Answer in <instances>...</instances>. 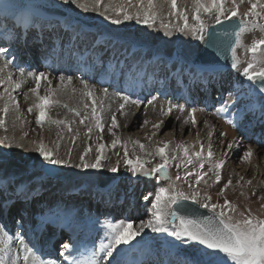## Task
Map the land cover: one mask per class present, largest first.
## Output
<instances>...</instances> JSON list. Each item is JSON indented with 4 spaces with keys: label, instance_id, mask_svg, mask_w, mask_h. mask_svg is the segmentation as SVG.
<instances>
[{
    "label": "snow or ice",
    "instance_id": "snow-or-ice-1",
    "mask_svg": "<svg viewBox=\"0 0 264 264\" xmlns=\"http://www.w3.org/2000/svg\"><path fill=\"white\" fill-rule=\"evenodd\" d=\"M61 6L95 13L111 25L135 21L161 32L162 43L147 45L138 38L90 34L78 23L54 20L47 10ZM61 27L65 29L63 34ZM255 31L260 37L245 45L244 33ZM29 35L32 44L41 46L43 61L51 71L32 70L31 66L19 63L16 48L28 44ZM174 36L188 37L199 44L195 49L190 45L170 47ZM199 45L220 55L227 54V62L219 65ZM238 48L251 55L241 59ZM202 54L210 58L203 59ZM53 58L59 62L75 61L78 67L87 65L83 70L92 76L78 77L79 89L70 87L72 75L64 71L57 74L50 62ZM222 69L236 72L243 82L231 84L225 90ZM96 77L98 83L108 85L101 87L99 94L90 82ZM29 83L34 86L23 91ZM156 84L159 87L154 90L166 103L160 107L161 119L155 123L144 119L140 124L141 128L151 125L153 129L145 137L149 143L123 138L119 129L128 127L130 118L136 115L133 109L155 108L158 99V95H151V87L147 89L146 103L138 91ZM173 86L189 90L198 87L209 97L216 86L218 103L210 105L205 100L203 106L193 104L174 94ZM18 94L30 101L27 112H35L39 139H27L29 132L23 128L30 121L23 118ZM64 98L78 100L83 112L79 107L70 108ZM180 99H184L183 104L175 102ZM88 101L92 102L90 113ZM54 107L67 109L85 127L78 162L73 160L72 153L80 132L71 127L74 120L52 118L49 113ZM209 107H214V114L234 129L239 130L242 125L245 130L258 127L259 131L252 136L257 145H264V0H0V129L5 133L0 135V264H264V215H254L250 209L239 212L226 196L230 187L233 191L239 187L241 195H245L247 188L262 202L260 208L264 210V179L255 184V176H238L235 184L231 176L227 181L222 179V169L234 151L243 147L244 136L224 140L227 133L220 132L219 157L213 150V126L207 120L203 122L208 129L207 144L201 140L200 132L196 133L194 143L153 139L165 126V118L174 112L186 113L183 124L194 129L198 127L196 114ZM9 117L13 129L17 124L21 128L18 136L7 134ZM45 124L60 129L51 144L43 138ZM105 131L112 137L110 142H105ZM65 132L66 145L62 144ZM118 148L123 149L124 171L130 179L144 177L168 182L167 186H158L154 193L142 195L148 205L146 218L116 220L105 216L100 220L63 200H44L46 182L61 169L119 174L120 159L114 165L106 163L109 151ZM13 150L35 155L15 161ZM115 155L119 156V151ZM253 155L254 149L249 145L238 159L251 163ZM156 157L160 162L147 167L151 163L149 158ZM173 161L178 169L175 179L168 173ZM209 178L218 186L222 184L216 202L207 190L200 188L202 183L205 189L211 186ZM180 181L187 183V191ZM90 196H99L101 202L109 203L114 196L119 198V193L105 185ZM201 209L209 215L201 214ZM9 218L14 232L6 227ZM50 225L73 232L79 229L85 234L96 231L99 240L92 241L89 247V241L73 242L70 238L61 244L59 259L44 258L36 238Z\"/></svg>",
    "mask_w": 264,
    "mask_h": 264
},
{
    "label": "rangeland",
    "instance_id": "rangeland-1",
    "mask_svg": "<svg viewBox=\"0 0 264 264\" xmlns=\"http://www.w3.org/2000/svg\"><path fill=\"white\" fill-rule=\"evenodd\" d=\"M104 2H107V0H104ZM60 8L67 11L68 19L70 21H72V16H70L71 14L73 16H79V17L86 18L88 21H90V23L93 24L92 25L93 27L89 28L88 30H93L94 31L93 34L110 33L113 36L121 37V38H132V39L138 38L140 41H142L143 43H145L147 45H153V44L158 45V44L162 43V33L161 32L156 31V30H150L146 26L137 25L135 23V21L125 22L124 24H121V25H111L107 21H105L102 17H100L99 15L92 13V12H83L82 10L75 8V6H61ZM242 10H243V8H242ZM156 27H157V29L159 28V22H157ZM259 37H260V33L258 31L246 32V33H244L242 40H243V43L245 45H250L252 43L253 39H257ZM171 39H172V44L170 45V47H174V48L188 47L190 45L195 49V47L199 44L198 41H194L188 37H183V36H174ZM237 52H238V55L241 57V59H243L246 55H248V56L251 55L250 53H245L243 48H238ZM222 71H224V73H225L224 75L226 77L230 76V74H232L234 72V71L229 72V71H225V70H222ZM237 77H238L239 82H241L242 77H239L238 74H237ZM225 80H230V84H232V81H234V78H232V77L231 78H225ZM72 82L74 83V85L76 87H78L79 83L77 84V82H75L74 77H73ZM228 84H229V82L227 81L226 85H224L225 90H227V88L229 86ZM29 87H31V85H29ZM42 90H43V88H41V93L43 92ZM97 90H98V88H96V91ZM210 97H211V95H210ZM21 98L22 97H19L18 100ZM215 98H213V99H215ZM217 103L218 102L216 101L213 105H216ZM105 104H107V103H105ZM24 105H21V107H20L21 112H22L23 116L26 118V120L30 121V123L25 124L26 128L24 126V131L29 132V138H32V136L34 135L39 139L38 134L40 133V129L35 124V112H33L32 114H29L27 112L28 107L26 108ZM76 107H78V106H76ZM58 108H60V109H58ZM62 110H65L63 114H65L66 116H63L62 114L60 115ZM152 110L153 109L147 110L148 112H145V113L143 112L142 116L144 118L141 119L140 123L134 124V126H132L130 128L127 127V129L126 128L121 129V130H119L118 134L121 135L125 139L130 137L131 139H136V140H139V139L137 137H131V134H133L134 136H140L142 134L143 139H145L144 140L145 142L141 141V140L140 141L144 144L149 143V141L145 137H146V134L151 135L153 130L146 129V127L141 128L140 124L142 123V121L144 119H150L151 120V119H155V117H157L156 114L150 112ZM159 110H160V108L157 107L155 111L158 112ZM81 111L83 112V110H81ZM137 111H139V110H137ZM210 111H214V107H211L210 110H207V112H210ZM89 113H90V111H89ZM175 113L179 114V115L181 114L179 112H174L173 114H175ZM49 114L54 119H58L59 117H61L62 119L75 121V123H73L71 125V127L73 128L74 131L78 130L80 132V138L76 142V146L74 147L72 157H73L74 161L78 162L79 154L83 150V146H84L83 141L85 139V137H84L85 127L83 125L79 124V118L78 117H74L71 112H68L67 109H65L63 107H54V108H52V110L50 111ZM227 115H230V113ZM206 116L211 117L207 114H206ZM157 118L161 119L162 117L158 116ZM180 119L183 121V118H180ZM220 119H222V117H219L218 120L215 119L214 122L217 123ZM176 120H178V119H176ZM216 123H215V126H217L219 129H222L221 125H224V124L221 123V125H220V122H219V124L218 123L216 124ZM201 126H202V124L199 125V127H201ZM213 126H214V124H213ZM186 127L187 128L186 129L183 128V131H182L180 128V125L178 124L176 126V129H174V132H172L173 128L168 125V127L166 126L164 129H162V131L160 133H158L156 135V137L153 139H154V141L175 140V142H177V143H179L180 141H184L185 143H194L195 141H193L191 139H192V137L196 136V132L194 131L196 129H192L190 125H188ZM33 129H35L36 131H32ZM59 130L60 129H58L55 125L45 124L44 128H43V133H44L43 138H44L45 142L51 144V142L57 138L56 133ZM12 131H14V129ZM0 132H1L0 135L5 134V133H3L4 132L3 129H1ZM218 134L219 133L216 132L214 134V137H213V146H214L213 150H214L217 157H219L221 155V152H222V145H220L221 138L219 137ZM186 136L191 137L190 140H189V138H186ZM93 139H95V134H93ZM104 139H105V142H110L112 137L109 134H107V132L105 131ZM251 141H253V142L251 143ZM254 142H255V140H253V137H252V140H251V138H250V140L248 139V141H246L245 144L251 145L254 148H256V152L258 153L257 159L261 163L259 165V167H258V164H257V162L253 156L251 158V163L241 162L238 159V157L241 155V153L244 149L240 148L239 150L234 151L231 158H229L227 160V162L224 166L225 168L222 169L223 181H227L229 176L232 177L233 184H235V180L238 178V176H244L245 179H252L255 176V180L253 181L254 184L257 183L259 180L264 179V148L262 147V145H256ZM67 143H68V134L65 132V141L62 142V144L66 145ZM257 147H259V148L257 149ZM244 148H247V147L245 146ZM64 151H65V148L62 147L61 148V155L64 154ZM115 151H119L120 155L119 156L115 155ZM136 151L139 152V149L137 148ZM131 153H132V148L129 147V155L130 156H131ZM94 154L95 153H94V146H93V152L91 153V156L93 158H94ZM34 155L35 154H32V153H26L23 150H13V159L15 161H21L22 158L24 160H27L28 157L34 156ZM108 156L110 157L109 160L106 161V163H108V164L114 165L118 159L121 160V163H120L121 172L119 173V175L121 177L120 178L121 182L118 181V183L119 182H120V184L123 183V185H121L122 189H126L127 186L130 184L137 185L138 196H140V194H142V193L143 194H147L148 192L154 193L158 186H167V183H168L167 181L162 180L158 183L157 181L154 180V178L149 179V178L141 177L139 179H130L129 174L126 171H124V165H123V161H122V157H123V149L122 148H118L117 150H114V151L110 150L108 153ZM86 159H87V157H86ZM149 159H151V163L147 165V167H149V168L152 167L155 163L160 162L158 157L149 158ZM176 163H177L176 161H173L170 164L169 169H168V173L173 179H175V177L177 175V171H178V169L175 166ZM204 170L205 171L207 170V165L205 166ZM179 171L182 174L184 171L183 167H181L179 169ZM209 175L211 177V174H209ZM100 177H101L100 172L97 173L94 170H88L87 172H82L78 169L64 168V169H61V171L56 174V178H52L54 181L51 182V184H48L46 186V191H45L44 195H49V198L52 201H56L60 197L62 191H65L66 189L71 190L74 187L78 188L81 186H84L83 187V193H84V195H86L93 188H94V190L99 189L98 180L100 179ZM208 182L211 185L210 187L205 189V187L202 183L200 185V188L202 191L207 190L212 195L213 202H216L217 201L216 193L219 191V187L222 186V184L219 186L216 185L213 182V179H211V178H209ZM118 183H116L112 188L113 189L117 188ZM178 183L181 184V186L184 188L185 191L188 190L187 183H185L184 181H180ZM244 191H245V195H241L240 194L241 189L239 187H237L235 189V191H233V189L230 187L228 190H226V196L233 204H235L237 206V209L239 212H243L246 209H250L254 215H264V210H261V208H260V204L262 202L260 200H258L256 196L251 195V192L247 188L244 189ZM116 192L121 194V191H119V190H116ZM258 194H259V190H258ZM63 197L64 196H62L60 198H63ZM70 197L71 196H69V195L67 196V198L69 200V202H68L69 205L71 204V201H72L71 199H69ZM83 198H84V200L82 201V204H83L82 209H83L84 214H87L89 212H91L92 215L95 214L97 212V211H95V203L90 201L86 197H83ZM105 199H107V198H105ZM219 203H221V204L223 203V198L219 199ZM145 205H146V203H145ZM104 210L105 211H103V210L100 211L101 214L108 213L106 208H104ZM131 210H132L133 214L137 215L136 219L146 218V215H140V213L143 212V210L141 208H138L136 205H133ZM111 211H112V209H111ZM109 213L111 214L112 218H114L116 220L121 219V217H114V212H109ZM76 232L81 233L82 231L77 229Z\"/></svg>",
    "mask_w": 264,
    "mask_h": 264
},
{
    "label": "bare ground",
    "instance_id": "bare-ground-1",
    "mask_svg": "<svg viewBox=\"0 0 264 264\" xmlns=\"http://www.w3.org/2000/svg\"><path fill=\"white\" fill-rule=\"evenodd\" d=\"M73 16V15H72ZM63 29V28H62ZM85 30V29H84ZM64 29H63V32H61V34H63L64 33ZM86 31V30H85ZM86 32H88V33H91V31H89V30H87ZM48 41V40H47ZM29 42H30V40H29ZM32 46H34V44H32ZM29 47H30V43H29ZM28 47V45L25 47L27 50L28 49H30ZM40 48H41V46H40ZM41 51V50H40ZM39 57V59L40 60H42V52H41V54L38 56ZM36 60H38V59H36ZM31 62L33 61V60H30ZM34 62V61H33ZM37 62H40V61H37ZM64 63H65V61H64ZM66 67H67V69L64 71V72H66L67 74H70V75H72V77H74L75 78V76L72 74V73H74L75 71H76V69H74V67H72L71 66V63H70V61L69 60H66V65H65ZM53 67L56 69V71H57V74H58V72H60V71H63V65H62V63L61 62H59V61H56V63H55V61H54V63H53ZM87 66H82L81 68H80V70H82L84 73H86V75H87V77H89V75H92L91 73H89V72H87V71H84L83 69L84 68H86ZM46 69H48L49 71H51L52 69H49V68H47V66L45 65V66H43L42 68H41V71H46ZM89 73V74H88ZM97 78V77H96ZM225 76L223 77V84H225L226 83V81L227 80H225ZM231 78V77H230ZM98 79L99 78H97V80L96 81H98ZM56 83H57V81H53V87H55V85H56ZM98 83V82H97ZM78 84V83H77ZM29 85H31V87H33L34 86V84L33 83H29V84H27V85H25V87L23 88V91H27L28 90V88H29ZM107 85V84H106ZM230 86H231V84H230ZM70 87H75V88H77V89H79L80 87H81V85H80V83L78 84V87H76L75 85H74V83L72 82V84L70 85ZM148 87H151V88H157V87H159V84H156V85H151V86H148ZM213 87H215V86H213ZM212 87V88H213ZM43 88V87H42ZM96 88H98L97 86H96ZM199 88L198 87H196V88H192L191 90H189V89H186L185 90V94L186 95H188V94H190L191 92H196L197 90H198ZM214 89V88H213ZM99 90H100V87L98 88V90H97V94H99ZM43 91V90H42ZM110 91H111V88H110ZM171 91H173V90H171ZM41 94H43V92L41 93ZM19 97H22L21 99H19L18 101H19V104H20V107H21V105H24L26 108L29 106V103H30V101H28V102H26L25 100H24V97H23V95L22 94H18V98ZM144 98H145V103H146V99L147 98H149V96H148V93H145L144 94V96H143ZM211 98H209L208 99V102H209V100H210ZM64 101L69 105V107L71 108V107H76V106H78L79 107V109L80 110H83V108H82V105H80V103H79V101L78 100H76L75 98H72V99H69V98H64ZM193 104H196V102L194 103V101L192 100L191 101ZM88 103H89V105H90V107H89V111H90V108H91V101H88ZM97 103H99V101H97ZM105 103H108L107 101H105ZM166 102L164 101V100H162V99H160V98H158L157 99V101L155 102V108H153V106H148V107H141L140 109H139V111H137L136 109H134L133 111L134 112H136V115H135V117H133V118H130V120H129V122H128V128H130V127H132V126H134V124H138V123H140L141 122V119L142 118H144L143 116H142V114H143V112L145 113V112H148L147 110H150V109H153L152 111H150V112H152V113H154V114H156V116L158 117V116H160L159 115V111L157 112V111H155L156 110V108L158 107V108H160L161 107V105L162 104H165ZM23 106V107H24ZM157 106V107H156ZM58 109H60V108H58ZM64 111L65 110H62V112L60 113V115L62 114L63 116H66L65 114H63L64 113ZM149 112V113H150ZM148 114V113H147ZM151 114V113H150ZM176 114V113H175ZM171 114L170 115V117H168V118H165L166 119V124H165V127L167 126L168 127V125L169 126H171L172 128H173V131L172 132H174V129H176V126L179 124L180 125V128L182 129V128H187L186 126H188V125H184L183 124V121L181 120V119H179V120H176L177 119V117H180V118H184V116L186 115V113H181L180 115L179 114ZM206 114L207 115H209V116H211V117H208V116H206ZM26 116V115H25ZM147 116V115H146ZM155 117V116H154ZM157 117H155V119H149L152 123H155L157 120H159ZM219 118V116H217V115H215L214 114V112H212V113H209V112H204V113H197L196 114V118H197V121H198V127L197 128H194V129H196V130H194L196 133L197 132H200V136H201V140L205 143V144H207V131H208V129H206L205 128V125H204V121L205 120H207L208 122H209V124L211 125V126H213V124H214V126L212 127V130L214 131V134L217 132V133H220L221 131L222 132H226L227 133V136L226 137H224L223 139L224 140H232L233 139V137H237V138H239L241 135H243L244 136V140H243V149L245 150L246 148H244L245 146L246 147H248L249 145H246L245 143H246V141H248V139H252V133L254 132V129L255 128H252V129H248V130H242V129H234L232 126H230L229 124H227L226 122H225V120L222 118V119H220L217 123L219 124V122H220V125H221V123L222 124H224V125H221V128L222 129H219L217 126H215V123L216 122H214L215 121V119H217L218 120V118ZM23 118L24 119H26L24 116H23ZM175 118V119H174ZM58 119H62L61 117H59ZM6 121H7V127H8V129H9V131H8V133L7 134H9V135H12V134H16L17 136L21 133V128H20V126H19V124H17V127L14 129V131H12L13 130V128L11 127V117H9V118H6ZM177 121V122H176ZM246 122V121H245ZM120 123H121V125H123L124 124V120H123V118H120ZM216 123V124H217ZM202 124V126L201 127H199V125H201ZM25 126V125H24ZM146 127V129H149V130H153L152 128H151V125H148V126H145ZM165 127H163V129L165 128ZM25 128H26V126H25ZM127 129V127H121L119 130H121V129ZM193 129V128H192ZM257 130H259V128L257 127L256 128ZM1 130V129H0ZM23 130H24V128H23ZM171 132V131H170ZM1 133V132H0ZM4 133V132H3ZM169 133V132H168ZM245 133V134H244ZM44 134V133H43ZM39 136V135H38ZM131 137H137L139 140H141V141H144L145 139H143V135L141 134L140 136H134L133 134H131ZM156 137V136H155ZM154 137V138H155ZM56 138V137H55ZM186 138H189V140H190V138L191 137H189V136H186ZM196 136L195 137H192V139L191 140H193V141H195L196 140ZM27 139H29V140H31V139H38L36 136H32V138H29V136L27 137ZM254 140V139H253ZM145 142V141H144ZM253 141H251V143H252ZM255 144H256V142H254ZM145 144H148V143H145ZM220 145H221V140H220ZM257 145V144H256ZM214 147V146H213ZM253 147V146H252ZM262 147L264 148V145H262ZM259 147H257V149H258ZM253 149H254V155H253V157L255 158V160H256V162H257V164H258V167H259V165L261 164L260 163V161L257 159L258 158V153L256 152V148H254L253 147ZM262 158V157H261ZM225 168V167H224ZM223 168V169H224ZM261 170V169H260ZM54 180L53 179H51L50 181H48V182H46V186L48 185V184H51V182H53ZM122 189V188H121ZM67 190H69V189H66L65 191H67ZM72 190H74L73 188L71 189V191ZM123 190V192L125 193V192H128V195H124V200H123V202L122 201H120V199L119 198H116V197H113V199L111 200V202H109V203H103V202H101L99 199H97V209L98 210H101V209H103L104 207H111V208H113L114 210H115V215H119L120 213H122V215L124 216V218H128L130 215H131V209H132V206L133 205H136L138 208H141L142 210H143V212H141V214L140 215H146V207H147V205H145V202L144 201H142V195H144L143 193L142 194H140V196H138V189H137V185H134V184H130V185H128L127 186V188L126 189H122ZM45 191H46V189H45ZM45 191H44V193H45ZM65 191H62V192H65ZM44 193H43V198H44V200L45 201H52L50 198H49V195H44ZM74 196H75V202H74V206H76V207H81V205H80V202H82V195H81V193L79 192V191H74V194H73ZM89 198H91V199H96V197L95 198H93L92 196H90L89 195ZM56 201H58V200H56ZM38 209H39V205H37V206H35V210H37L38 211ZM97 216L99 217V218H101V219H103V218H105L104 216H101L99 213H97ZM107 216H108V214H107ZM133 217H135V219L137 218V215H135L134 214V216ZM5 223H12V220L9 218L8 220H6L5 221ZM55 230H56V233H60L62 230L61 229H59V228H56L55 227ZM61 230V231H60ZM13 232H14V230H13ZM40 236V234H37V238ZM60 236V235H59ZM37 238H36V240H37ZM56 241V239L55 240H52V243L53 242H55Z\"/></svg>",
    "mask_w": 264,
    "mask_h": 264
},
{
    "label": "water",
    "instance_id": "water-1",
    "mask_svg": "<svg viewBox=\"0 0 264 264\" xmlns=\"http://www.w3.org/2000/svg\"><path fill=\"white\" fill-rule=\"evenodd\" d=\"M85 24L90 26V23L88 21H85ZM200 49H203L204 53H209L210 52L212 54V56H214L216 58V60L219 62V65H224L227 62L226 59H225L227 54L220 55V54L216 53L214 50L207 49L204 45L200 46ZM202 58L203 59H209L210 57H208L207 55H203L202 54ZM103 176L104 177L102 178V181H100V185L105 184L106 180L109 178L104 173H103ZM111 178H113V177H111ZM200 212L203 215H209V213L204 211L203 209H201Z\"/></svg>",
    "mask_w": 264,
    "mask_h": 264
}]
</instances>
